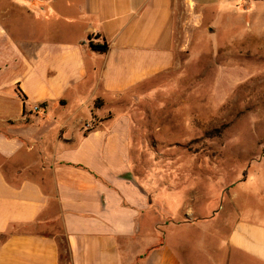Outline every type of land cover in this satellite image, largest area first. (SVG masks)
<instances>
[{"label": "crops", "instance_id": "1", "mask_svg": "<svg viewBox=\"0 0 264 264\" xmlns=\"http://www.w3.org/2000/svg\"><path fill=\"white\" fill-rule=\"evenodd\" d=\"M207 1L0 0V264H62L60 242L66 264H216L187 238L207 221L149 242L151 197L131 169L129 100L175 67ZM225 241L220 264H264V225L236 220Z\"/></svg>", "mask_w": 264, "mask_h": 264}, {"label": "rangeland", "instance_id": "2", "mask_svg": "<svg viewBox=\"0 0 264 264\" xmlns=\"http://www.w3.org/2000/svg\"><path fill=\"white\" fill-rule=\"evenodd\" d=\"M253 10L208 0L202 18L185 22L175 67L129 100L131 169L153 209L149 242H163L175 223L207 221L187 238L216 264L236 220L264 225V16ZM60 251L66 264L63 242ZM236 256L233 264H260Z\"/></svg>", "mask_w": 264, "mask_h": 264}, {"label": "trees", "instance_id": "3", "mask_svg": "<svg viewBox=\"0 0 264 264\" xmlns=\"http://www.w3.org/2000/svg\"><path fill=\"white\" fill-rule=\"evenodd\" d=\"M88 48L90 51L103 55L108 52L109 46L105 41L95 42L91 38L88 39ZM97 105V104H96Z\"/></svg>", "mask_w": 264, "mask_h": 264}, {"label": "built area", "instance_id": "4", "mask_svg": "<svg viewBox=\"0 0 264 264\" xmlns=\"http://www.w3.org/2000/svg\"><path fill=\"white\" fill-rule=\"evenodd\" d=\"M38 110H39V107H35V108H34V111H38Z\"/></svg>", "mask_w": 264, "mask_h": 264}]
</instances>
